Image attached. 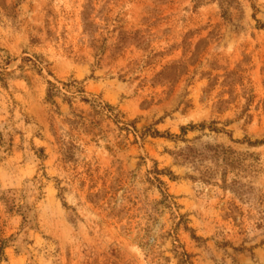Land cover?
Segmentation results:
<instances>
[{
    "label": "rangeland",
    "instance_id": "1",
    "mask_svg": "<svg viewBox=\"0 0 264 264\" xmlns=\"http://www.w3.org/2000/svg\"><path fill=\"white\" fill-rule=\"evenodd\" d=\"M0 264H264V0H0Z\"/></svg>",
    "mask_w": 264,
    "mask_h": 264
},
{
    "label": "trees",
    "instance_id": "2",
    "mask_svg": "<svg viewBox=\"0 0 264 264\" xmlns=\"http://www.w3.org/2000/svg\"><path fill=\"white\" fill-rule=\"evenodd\" d=\"M63 87H59L56 83L52 82V81H47V90H46V100L47 102H49L52 105H57L56 102V98L59 97L60 95H66L64 94L63 90H65L66 93L69 94L68 96V101H70V99L76 95H79L82 99L83 102L85 103H89L91 104L95 109H97V111H102V112H106L109 113L110 115L108 116H114L113 115V111L115 110L111 105L97 99H89L88 97L85 96V87L83 85L82 82L78 81V80H71L69 82H63L62 83ZM205 124H201L200 127H204ZM194 125H191L190 128H194ZM215 131H218L219 129H214ZM183 132H187L188 129L187 128H182ZM155 175L157 176L156 179L159 182V187L163 196V199L161 200V202H159L160 204H165L167 206H171L172 205V200H171V196L166 192V191H162L163 185L165 184L161 179H159L158 175H166L168 174L169 176H171V178H173V175H171V172H167L165 173L164 171H154ZM172 209V207H167ZM176 219H178L179 221L177 222V226H183L185 228V230H190L188 229V221L185 217V215H180V216H176ZM192 238L197 239V237H195L194 234H192ZM181 255H179V257L181 258V260L183 262H187L189 259V255L186 253V251H181ZM180 254V253H179Z\"/></svg>",
    "mask_w": 264,
    "mask_h": 264
}]
</instances>
